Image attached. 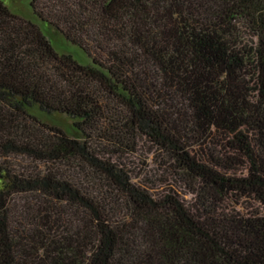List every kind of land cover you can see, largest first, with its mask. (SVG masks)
<instances>
[{
    "label": "trees",
    "instance_id": "16d2710c",
    "mask_svg": "<svg viewBox=\"0 0 264 264\" xmlns=\"http://www.w3.org/2000/svg\"><path fill=\"white\" fill-rule=\"evenodd\" d=\"M31 5L92 63L0 0V264H264V0Z\"/></svg>",
    "mask_w": 264,
    "mask_h": 264
},
{
    "label": "rangeland",
    "instance_id": "374dc122",
    "mask_svg": "<svg viewBox=\"0 0 264 264\" xmlns=\"http://www.w3.org/2000/svg\"><path fill=\"white\" fill-rule=\"evenodd\" d=\"M3 1L15 14L37 23L44 34L50 39L57 52L70 53L82 64L92 63L91 57L81 46L70 41L63 33L36 15L31 5L32 0ZM36 111L42 119H46L49 122H57L63 126L68 133L71 134L74 130V126L70 124L73 121L72 118L60 113H58V115L48 114L38 108ZM161 160H163L162 153L152 150L146 143L142 145L137 152L128 154V156L124 158L127 166L132 170L135 180L145 179L147 173H149V175L162 176V174H164V167L162 164L164 160L163 162H161ZM186 196L187 198H191L190 194H186Z\"/></svg>",
    "mask_w": 264,
    "mask_h": 264
}]
</instances>
